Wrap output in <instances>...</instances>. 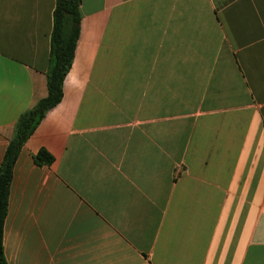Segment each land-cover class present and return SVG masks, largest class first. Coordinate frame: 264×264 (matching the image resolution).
<instances>
[{
  "label": "crops",
  "instance_id": "0c3cea01",
  "mask_svg": "<svg viewBox=\"0 0 264 264\" xmlns=\"http://www.w3.org/2000/svg\"><path fill=\"white\" fill-rule=\"evenodd\" d=\"M54 5L0 0V163L47 93ZM79 8L62 98L13 165L8 264H264V0Z\"/></svg>",
  "mask_w": 264,
  "mask_h": 264
},
{
  "label": "trees",
  "instance_id": "16d2710c",
  "mask_svg": "<svg viewBox=\"0 0 264 264\" xmlns=\"http://www.w3.org/2000/svg\"><path fill=\"white\" fill-rule=\"evenodd\" d=\"M80 2L81 0H55L46 73L47 93L19 115L0 163V264H8L4 255L2 238L13 165L23 143L35 130L46 112L62 98L64 77L72 64L79 35ZM33 158L38 164H48L53 160L52 154L44 148H40Z\"/></svg>",
  "mask_w": 264,
  "mask_h": 264
}]
</instances>
